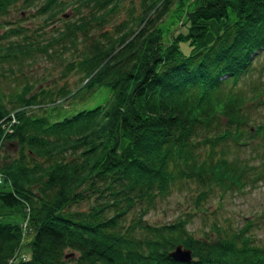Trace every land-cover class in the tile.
<instances>
[{
	"label": "trees",
	"instance_id": "1",
	"mask_svg": "<svg viewBox=\"0 0 264 264\" xmlns=\"http://www.w3.org/2000/svg\"><path fill=\"white\" fill-rule=\"evenodd\" d=\"M124 1L0 0V17L17 5L50 19L89 9L47 44L22 28L5 34L16 40L0 37L9 70L23 75L38 52L63 61L74 52L61 79L80 80L35 89L30 78L0 90V264H264L248 225L213 224L197 238L187 218L143 219L182 183L204 199L264 176V162L257 172L221 147L258 135L264 148V123L251 133L246 111L247 101L263 102L264 79L248 99L243 89L264 53V0H138L107 32ZM210 22L220 31L207 39ZM102 88L109 93L98 103ZM12 111L19 122L9 132ZM177 244L191 251L189 262L168 257ZM23 245L30 255L15 261Z\"/></svg>",
	"mask_w": 264,
	"mask_h": 264
},
{
	"label": "rangeland",
	"instance_id": "2",
	"mask_svg": "<svg viewBox=\"0 0 264 264\" xmlns=\"http://www.w3.org/2000/svg\"><path fill=\"white\" fill-rule=\"evenodd\" d=\"M137 4L138 0H125L120 12L114 17L115 19L107 24L105 28L107 32L115 33V26L127 19L130 8H133L134 13L137 12ZM79 11L80 13H77L72 8L67 7L64 12L59 13L57 19H50L48 14H38L34 8L25 9L21 5H17L11 8L7 15L0 17L1 41L18 39L17 35L10 37L5 34L11 29L22 28L21 30L29 36V40L47 44L50 38L54 36L55 30L63 28L65 20L75 21L76 17L86 16L89 9L80 7ZM92 26L91 32L96 33L90 35L98 36L102 32L101 27L96 24ZM209 27L210 34L207 39H212L215 34L219 33L220 25L210 22ZM78 38L82 39V35L79 33ZM59 45L60 43L53 44L52 47H49V52L51 53ZM79 46L81 47V45ZM72 53L76 55V53ZM72 53L65 52L63 61L55 58L54 55L50 57L46 53L38 52L33 59L27 57L25 60L23 75L19 74L16 66H12V69L9 70L6 64L0 65V90L6 91L17 81L24 82L30 78L36 80L35 89L47 85H61L65 80L69 81L71 86H76L80 81L76 74H68V78L61 79L65 61L75 58ZM254 64L256 67L250 74V80H247L246 84L243 82L247 99L253 94L254 84L264 79L263 51L260 56L255 58ZM12 70H14L13 73H11ZM102 90L103 92L99 94L98 103H103L109 93L107 88H102ZM261 100L262 103L247 101L246 104L250 122L253 123V127L250 128L251 133L257 125L264 123V96ZM5 123L7 122L5 121ZM221 147L228 159L237 158L257 168L255 170L257 172L260 170L261 163L264 162V148L258 135L250 139L246 145L234 146L232 143H225ZM9 154L12 155L13 152L9 151ZM249 179H255V176L251 175ZM249 179L239 190L221 191L218 188L213 189L204 199L198 198L199 189L193 183H182L178 190H174L167 197L157 200L154 209L149 210L143 219L151 224H160L171 222L178 217L187 218L186 228L197 238H201L206 232H210L213 224L224 230H236L248 225L247 234L253 239L254 244L264 246V176L253 181ZM23 240V244L28 241L25 238ZM29 255V249L26 250L23 245L15 261L28 259ZM69 255L68 258H76L77 253L70 252Z\"/></svg>",
	"mask_w": 264,
	"mask_h": 264
},
{
	"label": "water",
	"instance_id": "3",
	"mask_svg": "<svg viewBox=\"0 0 264 264\" xmlns=\"http://www.w3.org/2000/svg\"><path fill=\"white\" fill-rule=\"evenodd\" d=\"M167 255L176 262L187 263L191 260V251L181 244H177Z\"/></svg>",
	"mask_w": 264,
	"mask_h": 264
},
{
	"label": "built area",
	"instance_id": "4",
	"mask_svg": "<svg viewBox=\"0 0 264 264\" xmlns=\"http://www.w3.org/2000/svg\"><path fill=\"white\" fill-rule=\"evenodd\" d=\"M6 122H7V123H5V125L7 126L6 127L7 129L6 130L9 131V132H11L12 131V126L18 123V119H17V117H16V115H15L14 112H11L6 117ZM5 125H3V126H5Z\"/></svg>",
	"mask_w": 264,
	"mask_h": 264
}]
</instances>
